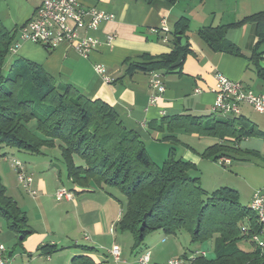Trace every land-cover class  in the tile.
I'll return each instance as SVG.
<instances>
[{
  "label": "crops",
  "instance_id": "obj_1",
  "mask_svg": "<svg viewBox=\"0 0 264 264\" xmlns=\"http://www.w3.org/2000/svg\"><path fill=\"white\" fill-rule=\"evenodd\" d=\"M79 2L84 8L94 7L112 16V20L101 22L95 31L79 32L81 37L87 36L98 42L87 57L80 56L68 45L48 50L21 41L20 28L32 17L39 0H0V24L15 37L3 70L9 69L12 60H25L41 67L56 83L70 84L88 100L107 104L114 110L122 126L142 140L154 165L162 166L170 156L196 168L210 160L201 157L203 147L196 150L181 144L178 139L180 134H184L197 139V145L202 146V136L180 130L170 133L160 123L175 116L205 118L212 115L215 100L212 89L216 74L239 82L244 89L255 94L264 95V81L257 76L250 60L257 42L256 27L250 21H245L264 11V0H176L173 4L166 0ZM181 18L188 21L185 35L189 52L184 57L180 75L166 74L164 71H134L128 74V65L141 63L145 57L156 58L171 52V33ZM217 27L224 28V39L240 50V56L214 53L200 39L199 31ZM164 28L167 32H163ZM260 52L264 53V47L260 48ZM97 65L106 70L111 83L104 82L94 72ZM258 66L264 69V55L258 61ZM153 74L158 75L164 88L159 95L149 86ZM153 95H158V99L150 104ZM254 113L252 108L243 105L235 119H242L255 131L264 132V123L253 118ZM253 138L261 140L264 147V139L259 137L242 138L237 143L234 139L225 138L226 144L236 152L221 158L227 159L228 164L231 159H238L241 155L248 157L253 154L264 160V148L261 154L240 149L242 143ZM215 140L217 142L207 148L220 143L218 139ZM14 152L4 149L3 158H14ZM43 153L44 149L36 155L38 159L27 157L20 162L24 172L32 177L30 190L35 192V196L32 197L20 187L16 177L12 182H3L0 175L6 194L24 213L26 225L31 231L19 244L13 232L7 230L4 234L0 233L8 264H70L73 257L82 255L89 256L96 264H115L107 252L113 246L121 250L119 264H139L138 256L144 252L149 253V264H164L194 251L203 252L208 259L213 258L207 252L211 241L207 242V248H204L205 244H192L186 232V235L181 234L182 230L173 235L153 232L149 241H144V245L132 251V235L121 233L117 227L126 206L123 204L124 197L111 188L76 187L66 178L65 171ZM75 163L81 164L79 160H75ZM39 167L46 171L38 173ZM189 173L190 177L199 179L203 188L196 175L197 170ZM59 188L69 191L72 199L57 201L54 194ZM2 224L0 219V232ZM83 248L91 249V252H85Z\"/></svg>",
  "mask_w": 264,
  "mask_h": 264
},
{
  "label": "trees",
  "instance_id": "obj_2",
  "mask_svg": "<svg viewBox=\"0 0 264 264\" xmlns=\"http://www.w3.org/2000/svg\"><path fill=\"white\" fill-rule=\"evenodd\" d=\"M166 1L173 4L176 0ZM245 21L256 27L257 42L250 60L264 81V69L258 66L264 55L260 52L264 47V11ZM187 30L188 21L181 18L171 33L172 50L168 55L145 57L141 63L128 65L126 72L180 75L189 52ZM223 31L222 27L206 28L198 35L212 52L240 56V50L224 39ZM14 38V33L0 24V158L4 157V149L37 155L44 148L57 146L66 178L73 185L111 188L126 198L117 227L121 233L132 235V251L139 249L153 232L173 235L182 230L192 244L211 241L214 246L213 258L200 256L188 264H264V226L259 225L249 206L240 205L236 191L222 187L206 193L199 179L188 175L196 170L195 166L171 156L162 166L154 165L142 140L122 126L111 107L99 100H88L70 84L56 83L36 64L15 59L4 71ZM160 124L170 133L180 130L218 139L219 144L201 155L213 161L236 152L225 138L236 143L248 137L264 139V132L255 131L239 118L175 116ZM0 219L15 234L18 244L31 234L24 213L6 194L1 180ZM254 234H262L263 247L251 240ZM240 242H248L249 249L241 248ZM70 264L96 263L82 255L73 257Z\"/></svg>",
  "mask_w": 264,
  "mask_h": 264
},
{
  "label": "built area",
  "instance_id": "obj_3",
  "mask_svg": "<svg viewBox=\"0 0 264 264\" xmlns=\"http://www.w3.org/2000/svg\"><path fill=\"white\" fill-rule=\"evenodd\" d=\"M112 20V16L94 7L84 8L79 0H39L37 8L32 17L20 28L21 41H28L34 45L53 50L60 45H68L80 56L87 57L98 42L87 36H80L79 32L97 30L99 24ZM163 32H167L164 28ZM12 51V49H11ZM94 72L99 75L104 82L111 83L106 75V70L102 66H95ZM150 88L159 95L164 92V88L157 74H153L149 82ZM196 93L198 91H195ZM215 100L211 108L212 115H218L224 119H233L240 113V107L249 106L256 113L264 115V95L255 94L246 90L239 82H233L221 74L215 75V85L212 89ZM158 95L150 97V104L157 101ZM219 164L227 165L229 161L224 158L218 160ZM13 168L16 171L17 183L27 190L33 197L35 192L30 190L32 177L24 172L23 165L13 160ZM54 197L57 201L71 200L72 194L65 188H59ZM250 204L256 206L261 211L264 222V187L256 189L251 197ZM261 223L259 225L261 226ZM255 238H262V234H254ZM115 264L120 263L121 250L118 246L111 247L108 251ZM6 249L0 242V264H8L5 256ZM204 257L201 251H194L180 258L171 259L164 264H188L196 257ZM139 264H149V253L145 256H138Z\"/></svg>",
  "mask_w": 264,
  "mask_h": 264
},
{
  "label": "rangeland",
  "instance_id": "obj_4",
  "mask_svg": "<svg viewBox=\"0 0 264 264\" xmlns=\"http://www.w3.org/2000/svg\"><path fill=\"white\" fill-rule=\"evenodd\" d=\"M253 118L258 119L260 123H264V116H259L258 114L254 113ZM31 125H33V122L31 123ZM203 138L204 139H201L203 143L200 144L202 146H198L197 139L189 138V136L187 135L184 136V134H180V136H178V139L180 140L181 144L192 146L193 148H196V150H197V147H203L204 152L208 146L212 145L214 142H217L215 138H212V137H203ZM263 148L264 147L261 145V140L256 139V138L249 139L248 142H244L240 146L241 150L248 149V150L260 152V154L263 152ZM57 150H58L57 146L56 148H51V149L44 148L43 155L49 157L51 160H54L53 163L59 166L62 171H65L63 167V163L60 158V154ZM14 153H15L14 158L10 156L5 157V158H0V175L2 174L1 176H3V182H5V180L10 181V182L15 180L16 171L13 168V160L14 161L18 160L19 162L22 163L23 159H26L27 157L38 159L36 154L31 156L32 154H27L21 151L19 152L16 150ZM237 158L238 159H231L230 164H227V165L219 164L218 163L219 159L217 161H213V160L208 161L206 159L207 162H203L197 168L195 167L197 170L196 175H198V177L200 178L201 183L203 185V190L206 193H210L222 187L232 189L237 192L240 205L247 207L250 202L249 198L253 194V192L256 189L264 186L263 185L264 184V160L256 157L253 154L252 156H248V157L247 155H241ZM243 159L245 160L243 161ZM24 162H27V161L24 160ZM45 171L46 170H43L42 167L38 168V173L45 172ZM16 181H17V178H16ZM123 199H124L123 204L125 206L126 198L124 197ZM2 223H3L2 224L3 226H2V230L0 233L4 234L5 232H7V228L3 221ZM181 234L186 235L184 231L183 232L181 231ZM150 238H151V234L146 236L144 241H147V240L149 241ZM203 244H205L204 248L208 247L207 242ZM143 245H144V242H143ZM187 245L189 247V243ZM239 246L247 250L249 249L250 244L248 242H240ZM213 251H214V246L211 243L210 249L209 251H207L208 256H212Z\"/></svg>",
  "mask_w": 264,
  "mask_h": 264
},
{
  "label": "bare ground",
  "instance_id": "obj_5",
  "mask_svg": "<svg viewBox=\"0 0 264 264\" xmlns=\"http://www.w3.org/2000/svg\"><path fill=\"white\" fill-rule=\"evenodd\" d=\"M249 208L251 209L253 214L256 216L258 223H261V221H262L261 211H258V208L256 206L252 205V204H249ZM261 225L264 226V222L261 223ZM251 240L254 243H256L258 247H263V242L260 240V238H255V235L251 237ZM145 253H148V252H144L140 256H145Z\"/></svg>",
  "mask_w": 264,
  "mask_h": 264
},
{
  "label": "water",
  "instance_id": "obj_6",
  "mask_svg": "<svg viewBox=\"0 0 264 264\" xmlns=\"http://www.w3.org/2000/svg\"><path fill=\"white\" fill-rule=\"evenodd\" d=\"M181 58H182V56H180V57L178 58V60H177V62L175 63V65L178 64V62H180Z\"/></svg>",
  "mask_w": 264,
  "mask_h": 264
}]
</instances>
